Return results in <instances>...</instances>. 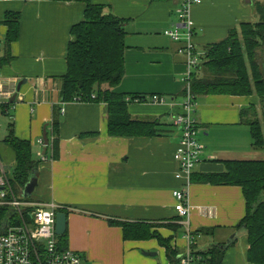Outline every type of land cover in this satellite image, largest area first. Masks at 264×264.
I'll return each instance as SVG.
<instances>
[{
    "label": "crops",
    "instance_id": "0c3cea01",
    "mask_svg": "<svg viewBox=\"0 0 264 264\" xmlns=\"http://www.w3.org/2000/svg\"><path fill=\"white\" fill-rule=\"evenodd\" d=\"M93 1L103 6L104 14L124 21L125 71L113 90L127 97L144 96L143 101L129 102L128 112L133 119L156 121L157 133L110 136L105 103L61 101L70 28L83 20L84 3L0 0V74L7 82L16 83L14 101L7 102L4 113L0 104V112L8 117L7 132L12 124L15 137L30 141L34 159H39V152L46 157L39 159L33 201L53 202L67 209L66 247L78 252L80 264H179L187 246L186 232L208 228L216 230L197 234L193 251H205L219 242L227 245L235 238L226 247L222 264H252L246 259L245 232H233L245 213L241 188L192 180L185 185L184 178L175 177L173 154L180 132L172 125V118L183 112L188 66L186 55L178 51L184 41H173L164 30L178 24L177 10L183 0ZM7 12L20 15L19 36L9 44L4 24ZM256 16L246 0H201L193 4L190 18L198 64L207 46L225 39L240 23L255 22ZM153 94L164 102H152ZM254 104L256 95L209 94L196 99L192 117L204 149L191 178L222 171L224 160L264 157L262 150L252 146L250 129L241 113ZM54 117L59 120L56 159L50 145L44 151L37 143L45 129L49 139ZM1 130L3 126L0 139L4 142L7 133L4 136ZM246 155L261 157L249 159ZM7 158L0 145V165L5 174ZM175 189L186 190L190 205L186 220L174 208ZM110 220L159 224L157 230L169 238L178 263L168 258L154 238L124 239L122 227Z\"/></svg>",
    "mask_w": 264,
    "mask_h": 264
},
{
    "label": "trees",
    "instance_id": "16d2710c",
    "mask_svg": "<svg viewBox=\"0 0 264 264\" xmlns=\"http://www.w3.org/2000/svg\"><path fill=\"white\" fill-rule=\"evenodd\" d=\"M77 1L85 4L84 18L70 28V40L66 55V72L61 76L60 97L62 102H97L107 106V132L110 136H153L156 121L133 119L128 112V103L143 101L142 95L115 92L124 76L125 32L124 21L114 15L104 14L103 6L93 0ZM257 21L240 23L238 29L230 30L220 42L205 49L200 63L192 72L190 90L195 99L209 94L257 96V105L242 110L244 122L249 126L252 146L264 150V0H254ZM19 13L7 12L4 24L7 26L6 42L9 44L19 36ZM2 103V112L5 106ZM173 125V124H172ZM49 132L53 158L58 157L59 120L54 117ZM4 142L14 151V166L11 175L6 174L14 194L21 193L25 183L36 175L39 159H34L30 141L14 136L12 124L8 127ZM47 145V146H48ZM220 172L202 173L192 181L212 185H230L241 188L245 200V213L234 233L246 234V259L252 264H264V159L224 160ZM61 212L68 213L61 207ZM3 216V213L0 214ZM122 227L124 239L146 240L154 238L165 248L171 261L178 254L152 227L157 224H134L110 220ZM216 228L194 232L195 247L197 234H213ZM60 248H67V230L57 236ZM235 240V238H234ZM229 244H212L205 251H193L194 264H222L225 249ZM180 264V263H179Z\"/></svg>",
    "mask_w": 264,
    "mask_h": 264
},
{
    "label": "built area",
    "instance_id": "2783aa9c",
    "mask_svg": "<svg viewBox=\"0 0 264 264\" xmlns=\"http://www.w3.org/2000/svg\"><path fill=\"white\" fill-rule=\"evenodd\" d=\"M201 0H183L178 8L179 22L175 27L165 29L164 34L173 41H184L178 49L187 58V74L185 77L186 89L181 104L183 112L172 118L173 126L180 132L177 148L173 154L177 163L175 177L184 178V184L190 181L195 166L201 160L203 145L197 139V125L192 117L196 107V99L190 90L192 72L198 65V58L193 47V21L190 18V9L193 4ZM2 37L0 36V47ZM16 83L11 84L0 74V104L7 103L15 94ZM150 99L154 103H163L161 96L153 94ZM137 101V100H136ZM63 112V109H61ZM1 127V124H0ZM45 147L43 138L37 142ZM40 160H46L43 153H38ZM176 199L175 210L184 220L188 218L190 205L186 190L172 191ZM61 207L53 202H34L18 198L10 187L8 178L0 165V264H80L78 252L69 248H60L55 233V214ZM186 249L179 256L180 264H194L195 258L191 245L194 235L186 232Z\"/></svg>",
    "mask_w": 264,
    "mask_h": 264
},
{
    "label": "water",
    "instance_id": "95a60500",
    "mask_svg": "<svg viewBox=\"0 0 264 264\" xmlns=\"http://www.w3.org/2000/svg\"><path fill=\"white\" fill-rule=\"evenodd\" d=\"M246 2L253 8L254 7V4H253V0H246ZM22 82L24 81H21L19 82L18 84V89L20 87V85L22 84ZM15 94L13 96H11L8 101L9 102H12L14 101L15 99ZM42 138H43V141H44V151L46 149V146L48 145V138H47V135H46V129L43 131V134H42ZM36 184H37V177L35 176H32L26 183L25 185L23 186L22 190H21V196L23 198H28L29 196L32 195L35 187H36ZM66 230V213L64 212H61V211H58L56 214H55V233L56 235L60 236V235H63L64 232ZM147 255H154V252H145Z\"/></svg>",
    "mask_w": 264,
    "mask_h": 264
},
{
    "label": "rangeland",
    "instance_id": "374dc122",
    "mask_svg": "<svg viewBox=\"0 0 264 264\" xmlns=\"http://www.w3.org/2000/svg\"><path fill=\"white\" fill-rule=\"evenodd\" d=\"M254 8V7H253ZM256 15H257V13H256ZM257 19H259V16L257 15L256 16V21H257ZM264 54V53H263ZM261 58L264 60V56H261ZM254 105H256L257 107H258V105L257 104H254ZM0 124H1V122H2V124H1V126H3V130H1V132L3 133V135L5 136L6 135V133H7V130H6V122H7V120H8V117L7 116H3V114H1V112H0ZM200 136V135H199ZM0 145H3L4 146V149L6 150V152H7V156H8V158L5 160V162H4V164H6L5 166H6V169L8 170V175H11V173H12V169H13V166H14V151H13V149L7 144V143H4L3 141H1V139H0ZM262 153H264V150H262L261 151ZM261 154V153H260ZM259 154V155H260ZM259 155H255V156H253V158H251V157H249L250 155H246L247 157H249V159H255L256 157H261V156H259ZM261 159H264V157H262ZM16 195H17V197L18 198H21V199H25V200H27V201H33V196L31 195V196H29L28 198H23L22 196H21V193H19V191H16ZM3 214H5V212L3 211L2 212ZM158 226H160L159 224H158ZM158 226H156L155 228H153L152 227V229H155V230H157V227ZM158 231V230H157ZM159 232V231H158Z\"/></svg>",
    "mask_w": 264,
    "mask_h": 264
}]
</instances>
